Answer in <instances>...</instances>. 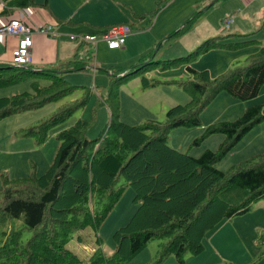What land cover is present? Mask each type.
Listing matches in <instances>:
<instances>
[{"label": "trees", "instance_id": "16d2710c", "mask_svg": "<svg viewBox=\"0 0 264 264\" xmlns=\"http://www.w3.org/2000/svg\"><path fill=\"white\" fill-rule=\"evenodd\" d=\"M170 1L163 0L158 9ZM7 4L12 9L37 6L35 0H7ZM196 18L194 15L184 29L167 40L188 30ZM229 37L209 39L188 57L162 62L164 69L186 63L190 75L182 88L190 94L191 101L172 107L165 123L148 121L143 125H128L115 112L119 106L115 104L116 109L113 108L124 83L148 71L151 64L161 63L154 60L147 63L152 53L131 67L102 69L113 78L109 98L113 105L109 104L110 123L99 137L88 138L90 124L79 120L58 135L60 147L44 175L4 179L5 187L0 190V229H4L5 240L0 245V264H128L155 239L169 240L156 264L170 256L185 264L188 254L198 256L205 251L207 235L222 222L243 215L255 203L264 201V152L228 171L217 168L253 129L264 123V104L249 107L234 121L209 125L200 141L223 135L224 141L216 151L206 150L200 157H193L168 145V134L173 129L203 126L201 114L219 94L226 92L240 101L256 99L261 94L264 47L247 58L246 67L226 71L215 79L210 71H199L190 65L212 50L237 51L260 43L227 42ZM85 68H88L85 61L78 60L63 64L58 71L0 64V88L18 84L26 77L36 80L31 92L0 98V122L59 102L77 89H86L83 98L72 107L25 132V135H39V144L43 145L50 128L87 106L90 88L72 86L62 75ZM43 80L47 83H42ZM144 83L146 89L158 85L147 79ZM121 177L134 191L139 207L130 222L115 232L116 251L112 256L99 248L88 260H82L67 245L77 232L90 227L98 230L103 225L124 194L125 186L117 188ZM15 219H21L24 228L13 227L9 231V224ZM25 231L33 236L23 242ZM98 244L101 246L100 239Z\"/></svg>", "mask_w": 264, "mask_h": 264}, {"label": "rangeland", "instance_id": "374dc122", "mask_svg": "<svg viewBox=\"0 0 264 264\" xmlns=\"http://www.w3.org/2000/svg\"><path fill=\"white\" fill-rule=\"evenodd\" d=\"M197 1L198 0H171L160 9H158V5L156 8L158 11L154 19L148 17L147 20L143 22V25L149 28L147 31L153 30L147 34H143L140 30V23H138V21H133V32L137 33L140 31L139 33L143 35L138 39V43L134 44L125 55L118 54L121 52V49L114 53H103L101 48H107L108 44L103 40L104 33L101 30H96L94 32L98 37V42L94 44H98L99 49L88 44L79 47L82 43L69 41L73 44L75 50L79 49L82 60L85 61L88 68L84 71L61 72H63L62 75L72 86L90 88L91 96L89 102L85 108L76 111L65 122L50 128L47 132V140L43 145L39 144V135H25V132L31 128L39 127L47 123L56 114L60 113L61 110L72 107L78 100L83 98L86 89H77L74 94L59 102L51 103L41 109L15 115L1 121L0 190L5 187L4 179H22L35 173L38 176L44 175L52 165L60 147V142L57 139L58 135L62 131L75 125L79 120L89 122L90 128L88 131V138L96 139L99 137L110 123L112 116V108L109 105L112 101H110L109 98L112 93L111 86L113 78H111L108 73L99 70L102 67L107 68L105 66L106 64L109 67H131L142 63L143 56L148 53H152L153 57L147 58V63L151 60H154V62H161L158 64H151V68L148 71L137 75L135 79L124 83L119 88L118 98L116 99L117 102H114V105L111 103V105H113L114 109L119 106L115 112H118L119 120L125 124L132 126L143 125L148 121L165 123L166 114L172 107L189 103L191 101V96L182 88V85L190 80L187 64H180L164 69L165 63L162 62L188 57L206 41V39L201 40V38L205 36L206 30L209 29L208 22L213 21V24L218 26V19L221 13H217L213 16L209 15V18L205 17V8L203 6L208 5L211 0H205L206 4L201 5L200 8L196 10ZM195 13H198L197 18L191 23V27L186 30V32L181 33L172 40H167L171 34L178 33L180 30L184 29L186 23L194 17ZM233 27L234 25L232 28ZM231 34H234L232 29L226 30L223 27V23H221V32L217 37H228ZM251 48L253 47L248 46L237 51L212 50L194 59L190 65L199 71L211 70V77L215 79L226 71L235 70L239 67H246L248 65L246 60L249 56L245 55V53L250 52L249 50H251ZM257 51H259V48ZM116 56H119L122 60H120V62H115L114 59ZM0 64L16 66L13 64L12 57L10 56L1 59ZM63 64L65 63L58 64L57 70L53 71H58ZM96 68L98 71L95 70ZM144 79L149 80L150 83H158V85L146 89ZM35 81L36 80L31 77H26L24 81L18 84L0 88V98L31 92L32 83ZM41 82L47 83L45 80ZM99 100H101L100 104H98ZM254 105H257L255 104V99L240 101L232 98L226 92H223L202 112L201 119L203 126L173 129L168 134V145L193 157H200L206 150L216 151L225 137L216 134L206 140L200 141L207 127L214 123L234 121L240 118L246 109ZM258 135H264V123L254 131L252 136L256 137ZM219 139H223V141L220 143L218 141ZM248 157L250 156L238 158L236 162L233 163V155L231 152L217 164V168L221 171H228L234 165L246 160V158L248 159ZM120 186H125L124 194L103 225L98 230L90 227L77 232L67 245V248L77 254L80 259L88 260L99 248H101L107 256H112L115 253L116 244L113 239L115 232L125 227L130 222L139 207V203L135 202V193L132 188L127 185V181L124 177L120 178L117 188ZM1 200L2 196H0V202ZM96 207L100 209L101 206L99 205ZM9 225V231L13 227L16 229L24 228V223L21 219L12 220ZM215 229L207 235L204 241L205 247L208 249L210 246L213 247V244L208 238H211V240L213 239V236H215L217 232H215ZM233 230V228L228 227V233L233 232ZM2 232H4V229H0V245L1 242L5 240ZM32 236L33 233L25 231L22 241L25 242ZM99 239L101 241V246L98 244ZM168 242L169 240L165 239H155L151 241L147 248L128 264H156V262L160 260L163 247H165ZM176 263V259L170 256L161 264ZM226 264L232 263L228 262Z\"/></svg>", "mask_w": 264, "mask_h": 264}, {"label": "crops", "instance_id": "0c3cea01", "mask_svg": "<svg viewBox=\"0 0 264 264\" xmlns=\"http://www.w3.org/2000/svg\"><path fill=\"white\" fill-rule=\"evenodd\" d=\"M162 1L35 0L36 7L12 9L7 4V0H0V26L9 23L13 18H19L33 27L52 26L55 32L52 36L46 37L40 34L33 36V63L30 67L35 71L56 70L58 64L61 63L77 60L84 61L79 49L75 50L73 44L69 42L72 41L70 36L77 34L95 36L97 35L94 33L96 30H101L104 33L106 28L110 29L122 24L129 25L134 29L133 21H138L140 30L143 34H147L153 30L147 31L149 28L143 25V22L148 17L154 19L158 11L156 8ZM205 4V0H198L196 2V10ZM203 7L205 8L206 18L217 13H221V16L218 19V26L213 24V21L208 22L209 29L206 30L205 36L201 40L206 39L207 41L218 38L217 36L221 32V23H223V27L226 30L232 29L234 33L229 35L227 42L240 40H256L260 42L251 45L253 48L245 55L250 56L248 54L252 55L258 52V48L264 47V0H211L208 5ZM194 15H198V13ZM230 20L233 21L227 27L226 23ZM233 25L234 27L232 28ZM139 32H133L118 54L125 55L134 44L138 43V39L143 35ZM243 36L249 37L245 38ZM87 44L99 49L98 44L86 43L84 45ZM16 46L17 39L13 37L3 39L0 37V60L7 56L12 57ZM101 49L103 53H114L120 50H111L108 47ZM120 60L122 59L119 56L114 59L115 62H120ZM105 66L107 68L102 67L99 70L103 72L102 69L110 68L107 64ZM85 69L82 70L84 71ZM95 70L98 71L97 68ZM255 104H264V87L259 97L255 99ZM261 125L253 129L232 151L233 163L238 158L244 156L252 157L264 152V135L252 136L254 131ZM218 141L221 143L223 139ZM228 227L233 228V232L228 233ZM215 232L212 240L208 238L213 247L210 246L209 249L206 247L205 251L198 256L187 255L185 264H226L228 262L232 264H264V244H262V236L264 235V201L254 204L243 215L225 220L215 229Z\"/></svg>", "mask_w": 264, "mask_h": 264}, {"label": "built area", "instance_id": "2783aa9c", "mask_svg": "<svg viewBox=\"0 0 264 264\" xmlns=\"http://www.w3.org/2000/svg\"><path fill=\"white\" fill-rule=\"evenodd\" d=\"M230 20L226 23L229 27ZM52 26H37L33 27L28 25L25 21L19 18H13L9 23L0 26V37L6 39L13 37L17 39V46L13 50L12 60L16 66H30L33 63V36L40 34L46 37H50L54 34ZM133 34L131 26L122 24L110 28L103 34V40L108 44V48L111 50L121 49L125 46L128 38ZM72 41L80 43H97L98 37L91 35H73L70 37Z\"/></svg>", "mask_w": 264, "mask_h": 264}]
</instances>
